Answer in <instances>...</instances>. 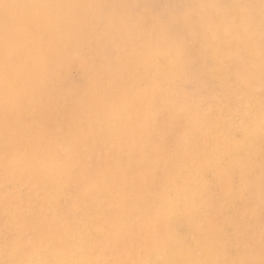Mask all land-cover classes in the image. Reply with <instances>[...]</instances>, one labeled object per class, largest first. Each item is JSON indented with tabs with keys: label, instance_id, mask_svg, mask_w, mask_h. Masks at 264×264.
<instances>
[{
	"label": "clouds",
	"instance_id": "obj_1",
	"mask_svg": "<svg viewBox=\"0 0 264 264\" xmlns=\"http://www.w3.org/2000/svg\"><path fill=\"white\" fill-rule=\"evenodd\" d=\"M0 264H264V0H0Z\"/></svg>",
	"mask_w": 264,
	"mask_h": 264
}]
</instances>
